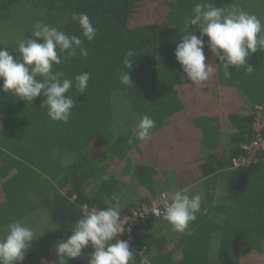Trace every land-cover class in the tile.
<instances>
[{"label":"trees","instance_id":"16d2710c","mask_svg":"<svg viewBox=\"0 0 264 264\" xmlns=\"http://www.w3.org/2000/svg\"><path fill=\"white\" fill-rule=\"evenodd\" d=\"M246 1L203 0L226 12ZM26 2L0 0V21L10 26L16 17L21 36L0 42L14 56L18 41L31 37L30 23L42 21L83 39L71 15L86 13L98 32L84 43L87 57L78 54L53 66L69 79L91 74L84 94L75 88L67 93L75 101L68 123L49 119L42 94L27 103L0 92V232L17 220L35 231L38 211L46 216L45 234L41 231L46 253L33 257L30 248L19 264H55V244L71 235L84 204L116 207L123 217L174 189L171 182L185 187L199 181L188 191L201 196L191 235L176 233L163 218L146 221L134 230V264L143 257L150 264H264V151L248 167L225 171L242 153L240 145L253 138L257 108L264 123V50L249 57L251 75L231 68L225 77L218 67L204 87H196L181 79L174 51L202 0H45L36 12L37 3L21 11ZM263 9L250 11L262 24ZM128 50L137 53L130 70L134 84L124 86L118 77L126 71L122 61ZM204 51L206 63H215L207 44ZM115 98L126 104L130 117L122 125ZM143 115L155 121L151 139L130 144ZM227 136L225 150L221 143ZM129 181L141 197L138 204L123 193ZM36 241L32 245L40 244ZM91 251L84 249L69 264H87Z\"/></svg>","mask_w":264,"mask_h":264},{"label":"clouds","instance_id":"9594fccd","mask_svg":"<svg viewBox=\"0 0 264 264\" xmlns=\"http://www.w3.org/2000/svg\"><path fill=\"white\" fill-rule=\"evenodd\" d=\"M71 20L78 23L83 39L38 21L32 27L31 37L18 41V46L12 49L15 56L8 48L0 47V92L27 103H32L42 94L41 107L47 108V116L53 122L68 123L75 101L67 93L75 88L77 93L84 94L91 78L88 72L69 79L65 78L63 71H53V66L61 64L62 60L78 54L87 57L84 43L92 42L97 35L98 29L86 13H73ZM193 28L199 31V36L194 34L196 30H191ZM262 33L264 24L255 14L242 11L235 5L226 12L202 0L186 19L174 51L181 67V79L186 77L191 85L202 88L218 67L223 69L225 77L231 76V68H244L251 75L254 66L248 60L258 50H264ZM205 44L215 63H206ZM136 55L135 50H128L123 58L126 71L121 70L118 78L124 86L134 84L130 70ZM155 127V121L149 115H143L128 142L150 140ZM162 198L167 200L168 194L163 193ZM200 212L201 196L189 195L185 189L172 194L163 210L156 207L152 214L162 217L176 233L191 235L189 225L197 220ZM127 223V218H122L116 207L88 209L85 206L84 214L71 228V235L55 244V264H69L79 259L88 247L92 251L87 264H134V251L129 243L117 239L124 233ZM56 229L59 227L53 230ZM36 239L31 227L19 220L10 222L6 233L0 236V264L22 262Z\"/></svg>","mask_w":264,"mask_h":264},{"label":"built area","instance_id":"2783aa9c","mask_svg":"<svg viewBox=\"0 0 264 264\" xmlns=\"http://www.w3.org/2000/svg\"><path fill=\"white\" fill-rule=\"evenodd\" d=\"M255 118L252 125L253 129V138H251L248 142L242 143L240 145L242 153L238 156H235L231 159L228 170H235L239 168H246L252 162L255 161L256 155L259 152L264 151V123L260 119L261 108H257L255 111ZM167 192H162L159 195L153 197L150 201L146 203L138 204L134 209H132L126 217L128 223L125 226V231L122 235H119L117 239L126 240L131 247H134V230L139 227L141 224L145 223L151 219H162L160 216H155L152 214L153 209L158 207L161 210L165 207L166 203L170 201L171 195L168 194V199H163L162 194ZM85 206L88 209H91L95 206H89L88 204H84L81 207V211L84 214ZM122 217V218H123ZM130 228V231L128 230ZM140 264H150L149 260L146 257H143Z\"/></svg>","mask_w":264,"mask_h":264},{"label":"rangeland","instance_id":"374dc122","mask_svg":"<svg viewBox=\"0 0 264 264\" xmlns=\"http://www.w3.org/2000/svg\"><path fill=\"white\" fill-rule=\"evenodd\" d=\"M28 2L24 3L22 6H21V11L22 10H32L31 8V4H35L37 3L38 6H37V9L34 10L35 12L42 9V8H39V5H43L45 3V0H42V2L38 1V0H27ZM257 0H254L253 3H251V0H248L246 2H238V4H236L235 6L238 7L240 10L242 11H245V12H248L250 13V11L254 12V10H258V8H264V4L263 6L262 5H258ZM252 5V6H251ZM264 10V9H263ZM17 12L15 10H13V13H11V15H15ZM255 14V13H254ZM256 15V14H255ZM257 16V15H256ZM258 17V16H257ZM259 18V17H258ZM260 20H262L261 18H259ZM28 25H29V22L30 20H28ZM262 22V21H261ZM13 24V25H12ZM12 25V26H11ZM10 26H5L1 21H0V42H2L4 44V42L6 40H9V39H18L19 40V36L18 37V34L17 32L15 31L16 27H17V24H16V17H14L12 19V23H11ZM27 25V26H28ZM31 26L34 25V23H30ZM14 28V29H13ZM39 42V41H38ZM115 117L117 119V122L120 123L121 125L123 124V119L124 121L127 120V118L129 117L128 115V111L126 109V104L118 99V98H115ZM263 111L261 109V115H262ZM260 115V117H261ZM130 118V117H129ZM126 126V125H125ZM225 142V140H223ZM223 143V142H222ZM132 182L129 181L128 183V189L125 190L123 193L127 196V199L131 200V201H137L138 198H139V194L137 193V191L134 190L132 184ZM213 187V186H212ZM215 188V187H214ZM126 200V199H125ZM138 203V202H136ZM38 216L35 218V220L37 221L36 224H35V234L36 236L40 239V241H36L37 243H40L38 246L33 244L31 249L33 251V257L35 255V253L39 254V258L46 253L45 249H47V242L43 243L41 242V238L44 239V235H42V230H43V234L44 233V230L46 229V216L44 215V213L42 211H38ZM37 229H39V231L37 232ZM5 230V229H4ZM3 233L2 231L0 232V236H2ZM29 257V255L27 256Z\"/></svg>","mask_w":264,"mask_h":264},{"label":"crops","instance_id":"0c3cea01","mask_svg":"<svg viewBox=\"0 0 264 264\" xmlns=\"http://www.w3.org/2000/svg\"><path fill=\"white\" fill-rule=\"evenodd\" d=\"M221 144L223 145V146H222L223 149L228 150V149L230 148L229 137L227 136L225 142H223V143H221ZM228 167H229V166H228ZM228 167H227V169H225V171H230V170H228ZM201 182H202V181H199V182H197V183H195V184L187 185V186H185V187H180L179 185H177L176 182H171V183H170L171 188L173 187L174 189L166 190L165 192L170 193V194H174L176 191H183V190H185V189H187L188 191L195 190V189H197L196 186H197V185H200ZM198 187H199V186H198ZM198 189H200V188H198ZM140 200H141V197H139L138 200H137L136 202L140 203ZM134 202H135V201H134ZM136 202H135V203H136ZM138 203H136V204H138Z\"/></svg>","mask_w":264,"mask_h":264}]
</instances>
